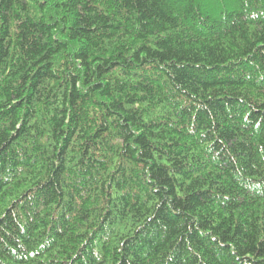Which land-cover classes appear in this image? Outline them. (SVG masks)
I'll use <instances>...</instances> for the list:
<instances>
[{
  "label": "trees",
  "instance_id": "trees-1",
  "mask_svg": "<svg viewBox=\"0 0 264 264\" xmlns=\"http://www.w3.org/2000/svg\"><path fill=\"white\" fill-rule=\"evenodd\" d=\"M0 264H264V0H0Z\"/></svg>",
  "mask_w": 264,
  "mask_h": 264
}]
</instances>
